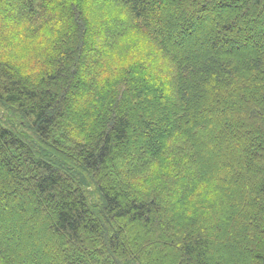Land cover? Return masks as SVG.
<instances>
[{"label": "trees", "instance_id": "1", "mask_svg": "<svg viewBox=\"0 0 264 264\" xmlns=\"http://www.w3.org/2000/svg\"><path fill=\"white\" fill-rule=\"evenodd\" d=\"M0 264H264V0H0Z\"/></svg>", "mask_w": 264, "mask_h": 264}]
</instances>
